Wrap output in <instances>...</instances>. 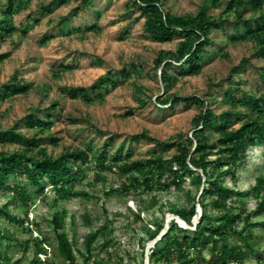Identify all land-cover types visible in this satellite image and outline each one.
Instances as JSON below:
<instances>
[{"label": "rangeland", "instance_id": "rangeland-1", "mask_svg": "<svg viewBox=\"0 0 264 264\" xmlns=\"http://www.w3.org/2000/svg\"><path fill=\"white\" fill-rule=\"evenodd\" d=\"M159 1L174 15H194L205 7L207 14L220 23L211 31V41L200 57L201 72L183 74V59L172 62L165 69L174 77L169 84L161 81L163 63L156 65L155 60L160 51L175 52L182 38L154 40L144 30V18L133 7V0H90L85 7L82 0H32L21 7L13 16L15 31L0 41V53L10 52L0 62V130L16 127L27 136L43 137L40 147L53 158L76 147L96 155L111 137L109 153L124 144L123 154L130 149L131 160L146 159L155 152L167 159L175 154L177 143L192 136L195 119L205 109L215 114L230 109L223 100L226 92L234 89L235 98L264 95V52L248 39L231 41V36H242L244 29L236 23L234 14L225 13L228 0H217L216 5L213 0ZM5 3L0 0V19ZM256 16L247 5L240 20ZM91 25L100 29L87 31ZM44 38L49 40L42 44ZM132 64L137 65L138 72L133 71ZM105 74L116 85L108 84L99 94L91 92V103L68 96V89L89 88ZM15 79L29 83L30 90L3 100L2 88ZM136 85L141 87L138 96L145 102L143 106L136 98ZM194 96L204 103L195 102ZM51 104H57L54 113L49 110L54 115L51 129L37 132L24 123L29 114L45 118ZM127 111L132 115L127 116ZM237 111L231 129L249 120L264 123V113L258 116L244 107ZM141 133L147 138L134 140ZM178 135L183 136L182 140ZM48 137L57 138V145L51 144ZM216 138L211 131L209 142ZM23 148L20 143L4 144L0 145V153ZM245 156L234 182L229 175L223 177L225 185L239 192L229 199L227 209L230 213L241 212V218L243 211L253 212L264 198V188L258 194L252 191L258 179L264 178V142L248 146ZM132 176L138 175L100 172L92 164L87 176L67 196L55 194L46 182L34 188L22 178L10 177L7 185H23L28 199L24 202L19 194L0 191V208L6 205L11 216L23 221V225L9 221L0 213V260L9 264H32L34 260L35 264H68L57 249L50 221L58 212L79 264H147L154 246H162L160 239L172 219L183 228L194 229L201 212L196 200L202 184L185 178L179 186L166 188L161 184L166 179L162 178L161 186L151 190H122V184ZM40 188L44 190L40 192ZM193 203L196 214L188 225L172 207L188 209ZM207 210L213 220L219 218L218 210ZM250 219L245 239L232 234L227 241H219L214 256L209 245L201 255L192 252L194 264H212L224 246L228 248L227 261L233 257L230 250L238 256L232 264H264V213ZM242 226L239 222L235 228L241 230ZM93 233L87 251L86 237Z\"/></svg>", "mask_w": 264, "mask_h": 264}, {"label": "trees", "instance_id": "trees-1", "mask_svg": "<svg viewBox=\"0 0 264 264\" xmlns=\"http://www.w3.org/2000/svg\"><path fill=\"white\" fill-rule=\"evenodd\" d=\"M31 1L6 0L1 10L0 41H5L15 31L13 16L21 7ZM89 3L90 0H82L83 7ZM213 4L216 5L217 0H213ZM247 5L251 11L257 13V16L241 22L244 6ZM133 7L139 10L140 15L144 18V30L154 40L166 42L175 37L182 38L175 52L160 51L156 57V65L163 63L160 72L162 82L169 84L174 80V77L170 76L165 69L172 62H179L181 59H183L181 66L186 67L182 71L183 74L197 75L201 72L200 57L211 41V31L220 25L218 19L209 16L205 7L199 8L194 15H174L165 11L159 0H133ZM225 13L234 14L236 23L244 29L242 36H231V41L248 39L254 43L256 49L264 52V0H228ZM99 29L97 25H91L87 31H98ZM48 40L49 38H44L41 42L45 44ZM9 55L10 52L0 53V62L8 58ZM132 68L135 73L138 72L136 64H132ZM125 77L129 78L130 74ZM108 84L116 85L109 74H105L100 76L91 87L70 88L67 93L71 99H80L85 103H91L94 99L92 93L99 94L100 91L107 88ZM30 88L29 83L15 79L13 82L4 85L1 90V98L5 100L14 95L26 94ZM135 91L137 100L143 106L145 102L138 96L141 87L136 85ZM233 91L234 89H231L226 92L223 98L230 105V109L219 114H215L211 109H205L195 119L192 136L182 140L183 136L178 135L182 142L176 144L175 154L167 159L155 152L149 158L131 160L130 149H127L126 153L123 154L124 144L119 145L112 153H109L108 149L113 146L111 137L101 146L96 155L91 156L89 150L76 147L67 148L59 156L53 158L47 154L44 148L40 147L45 140L43 137L27 136L16 130V127L0 130V145L20 143L24 146L20 151H13L9 154L0 153V191H11L19 194L26 202L28 194L23 185H7V180L16 176L34 188H39L43 182H46L55 194L64 193L67 196L75 184L87 176L92 164L100 172L115 170L119 175L136 173L138 176H132L122 184L121 189L124 191L140 187L151 190L155 185L161 186V184L166 188L179 186L185 178H191L193 183L202 184L200 196L196 200L201 212L194 229L183 228L172 219L167 231L160 239L162 246H154L147 264H194L195 259L190 257L191 253L195 252L197 256L201 255L202 250L208 245L211 247L214 256V249L219 241H227L232 234H237L241 239H245L244 230L252 224L251 216L264 213V198L260 200L253 212L246 213L241 210L242 213H245L243 218H241V212L230 213L227 209L229 199L239 192L235 187L225 185L223 177L229 175L234 182L236 170L244 164L247 147L264 142V123L249 120L237 129L229 128L234 115H239L238 107L247 108L252 114L261 116L264 113V95L250 94L235 98ZM193 99L197 103H204L198 97L194 96ZM56 107L57 104H51L45 113V118L29 114L23 121L28 127L36 129L37 132L51 129L54 124L53 113L56 111ZM125 114L127 116L132 115V111H127ZM211 131L217 135V138L210 143L209 134ZM145 138L147 136L141 133L136 135L134 140ZM48 140L51 144L57 145V138L48 137ZM208 149H211L212 152ZM210 155H216V157L210 159ZM162 178H165L166 181L160 184ZM263 188L264 178H260L252 191L258 194V190ZM43 190L40 188L39 191L42 192ZM208 208L218 210L220 212L219 218L213 220L207 212ZM172 211L188 225H191V220L196 214L195 203L188 209L172 207ZM0 213L9 221L23 225L22 220L9 214L6 205L0 208ZM50 221L57 249L62 258L68 264H79L75 259L72 244L62 230L61 214L56 212ZM239 222L243 223L241 230L235 228ZM160 228L162 225L158 227V229ZM178 232L179 235L176 234ZM94 236L95 233L86 237L87 251L90 250V243ZM39 251L44 250L40 248ZM230 251L233 255L231 261L225 259L228 248L224 246L219 253V258L214 259L212 264L237 262L238 256L235 250ZM2 261L0 260V264H9L6 260ZM84 261L86 262L87 258ZM35 262L36 260L32 261V264Z\"/></svg>", "mask_w": 264, "mask_h": 264}]
</instances>
